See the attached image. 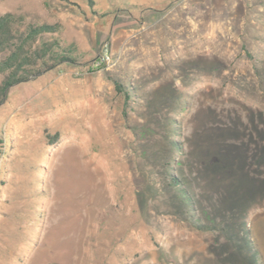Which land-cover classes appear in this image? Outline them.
I'll return each mask as SVG.
<instances>
[{"label":"rangeland","instance_id":"374dc122","mask_svg":"<svg viewBox=\"0 0 264 264\" xmlns=\"http://www.w3.org/2000/svg\"><path fill=\"white\" fill-rule=\"evenodd\" d=\"M6 12L72 60L0 104V264H264V0Z\"/></svg>","mask_w":264,"mask_h":264},{"label":"trees","instance_id":"16d2710c","mask_svg":"<svg viewBox=\"0 0 264 264\" xmlns=\"http://www.w3.org/2000/svg\"><path fill=\"white\" fill-rule=\"evenodd\" d=\"M23 26V27H22ZM58 23L25 22L22 15H0V104L14 84L33 79L62 62L71 61L67 50L57 40L39 39L58 30ZM115 90L129 97L127 88L115 81ZM51 144V143H50Z\"/></svg>","mask_w":264,"mask_h":264}]
</instances>
